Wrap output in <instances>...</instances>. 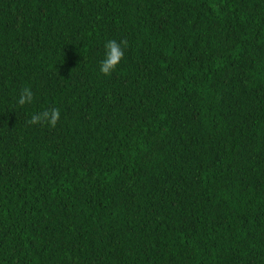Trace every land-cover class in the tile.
Segmentation results:
<instances>
[{
    "label": "trees",
    "instance_id": "trees-1",
    "mask_svg": "<svg viewBox=\"0 0 264 264\" xmlns=\"http://www.w3.org/2000/svg\"><path fill=\"white\" fill-rule=\"evenodd\" d=\"M0 264H264V0H0Z\"/></svg>",
    "mask_w": 264,
    "mask_h": 264
},
{
    "label": "clouds",
    "instance_id": "clouds-1",
    "mask_svg": "<svg viewBox=\"0 0 264 264\" xmlns=\"http://www.w3.org/2000/svg\"><path fill=\"white\" fill-rule=\"evenodd\" d=\"M127 47L126 41H120L117 43L115 40H110L106 44V55L105 59L100 65V71L104 75H110L112 71L116 69L120 61L124 56V48ZM33 100V93L30 89H22L18 103L23 106L30 104ZM60 119V110L53 108L50 111L45 110L42 113L33 115L27 123L29 124H40L47 123L51 127H55L58 120Z\"/></svg>",
    "mask_w": 264,
    "mask_h": 264
}]
</instances>
